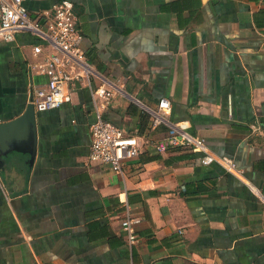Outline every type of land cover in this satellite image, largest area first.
Listing matches in <instances>:
<instances>
[{
	"label": "crops",
	"instance_id": "obj_1",
	"mask_svg": "<svg viewBox=\"0 0 264 264\" xmlns=\"http://www.w3.org/2000/svg\"><path fill=\"white\" fill-rule=\"evenodd\" d=\"M59 1L25 5L43 19ZM71 1L88 59L127 94L102 115L140 152L122 173L90 161L96 110L85 86L36 110L34 157L22 139L0 167V264H264V0ZM37 43L29 32L0 37V122L48 80L30 66ZM131 97L169 99L171 120L238 172L189 148L157 150L168 127L151 128ZM127 207L139 220L132 248Z\"/></svg>",
	"mask_w": 264,
	"mask_h": 264
},
{
	"label": "built area",
	"instance_id": "obj_2",
	"mask_svg": "<svg viewBox=\"0 0 264 264\" xmlns=\"http://www.w3.org/2000/svg\"><path fill=\"white\" fill-rule=\"evenodd\" d=\"M26 0H0V37L13 40L19 32H29L41 40L33 46L36 61L30 63L34 72L44 74L48 80L44 85L32 89L31 102L37 111L58 108L71 102L73 90L89 88L96 110V120L90 125L91 162L107 164L115 172L122 173L123 166L138 157L140 142L136 136H129L113 122L105 119L102 109L118 95H127L120 81L108 78L88 59L82 46L84 35L79 26V16L71 0H60L46 18L34 17L25 5ZM98 80L95 86L93 80ZM133 102L149 114L151 128L168 127L165 142L156 145L165 152L170 147H185L202 152V164L214 161L221 163L230 172H238L232 158L218 156L211 152L205 140L188 133L185 128L170 118L172 104L162 98L155 107L146 105L141 99L131 97ZM264 204V191L256 190ZM127 207V216L122 221L126 242L132 248L138 242L135 224L138 222Z\"/></svg>",
	"mask_w": 264,
	"mask_h": 264
},
{
	"label": "water",
	"instance_id": "obj_3",
	"mask_svg": "<svg viewBox=\"0 0 264 264\" xmlns=\"http://www.w3.org/2000/svg\"><path fill=\"white\" fill-rule=\"evenodd\" d=\"M26 144L27 152L32 158L35 154L36 140V110L32 102L27 106L25 112L19 117L0 122V167L5 166L4 158L9 155L11 150H20L19 144ZM21 140V141H20ZM16 141L18 146L16 147ZM11 145H14L12 148Z\"/></svg>",
	"mask_w": 264,
	"mask_h": 264
},
{
	"label": "trees",
	"instance_id": "obj_4",
	"mask_svg": "<svg viewBox=\"0 0 264 264\" xmlns=\"http://www.w3.org/2000/svg\"><path fill=\"white\" fill-rule=\"evenodd\" d=\"M134 108H133V110H134V112H137V110H138V108H137V106H133ZM146 112H143L142 111V117H144V115H147V114H145ZM148 116V118H150V116H149V114L147 115Z\"/></svg>",
	"mask_w": 264,
	"mask_h": 264
}]
</instances>
